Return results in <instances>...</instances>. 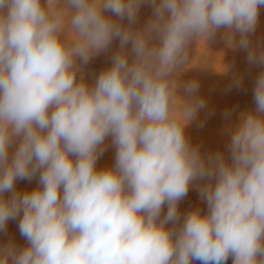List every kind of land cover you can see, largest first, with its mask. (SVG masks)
Listing matches in <instances>:
<instances>
[{
	"label": "clouds",
	"instance_id": "obj_1",
	"mask_svg": "<svg viewBox=\"0 0 264 264\" xmlns=\"http://www.w3.org/2000/svg\"><path fill=\"white\" fill-rule=\"evenodd\" d=\"M262 6L0 0V233L18 219L27 242L0 246V264H264V43L252 39ZM221 29L262 70L226 151L202 153L185 130L206 100L179 76L192 44ZM116 41L89 84L82 65ZM108 141L114 164L101 168ZM192 188L207 210L182 216Z\"/></svg>",
	"mask_w": 264,
	"mask_h": 264
},
{
	"label": "rangeland",
	"instance_id": "obj_2",
	"mask_svg": "<svg viewBox=\"0 0 264 264\" xmlns=\"http://www.w3.org/2000/svg\"><path fill=\"white\" fill-rule=\"evenodd\" d=\"M150 8L144 6L140 12V22L143 23L150 15ZM254 42L264 43V6L260 9L259 24L257 26ZM239 40V36L235 37ZM118 47V41L105 53L95 56L87 65H82L83 75L89 84L94 82V77L111 63L112 53ZM262 69L250 66L247 62L245 50L229 45V42L221 29L215 37L206 41L199 40L193 43L189 49V63L181 72L179 80L181 84L190 80H198L200 84L199 95L206 100V108L201 110L197 118L186 128V134L191 142L201 146L202 153L226 151L228 136L227 127L238 119L239 113L254 109L253 87L254 80ZM79 75V74H78ZM242 77V84L234 86V80ZM183 95V89L179 90ZM232 111L231 117L226 119L224 113ZM202 124V126H201ZM108 147L98 161V167H110L114 164L115 149L107 142ZM36 186V180L31 183L18 181L17 188L21 191L30 190ZM200 207L202 211L207 210L195 188L189 190L187 196L180 202L181 215L192 208ZM165 206L164 211L166 212ZM23 247L26 241L19 234L18 219L9 221L7 232L0 233V246L9 242ZM198 264V262H197ZM226 264H232L229 257Z\"/></svg>",
	"mask_w": 264,
	"mask_h": 264
}]
</instances>
